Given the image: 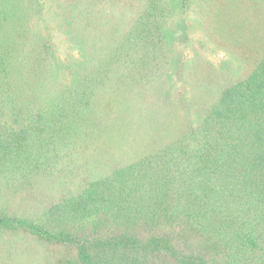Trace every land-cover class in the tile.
Segmentation results:
<instances>
[{
  "label": "trees",
  "instance_id": "trees-1",
  "mask_svg": "<svg viewBox=\"0 0 264 264\" xmlns=\"http://www.w3.org/2000/svg\"><path fill=\"white\" fill-rule=\"evenodd\" d=\"M3 236L17 264H264V0H0Z\"/></svg>",
  "mask_w": 264,
  "mask_h": 264
},
{
  "label": "rangeland",
  "instance_id": "rangeland-1",
  "mask_svg": "<svg viewBox=\"0 0 264 264\" xmlns=\"http://www.w3.org/2000/svg\"><path fill=\"white\" fill-rule=\"evenodd\" d=\"M140 141V138H137V143ZM106 229L107 227H103L102 230L100 231L101 234H104L106 232ZM9 237L11 238V236L9 235ZM2 241H0V244L2 243H5L4 240H8V237L7 236H3L2 237ZM28 264H37V261L34 259V255H31L29 258H28ZM0 264H17L15 260H10V259H7V258H4L3 261L0 262Z\"/></svg>",
  "mask_w": 264,
  "mask_h": 264
}]
</instances>
